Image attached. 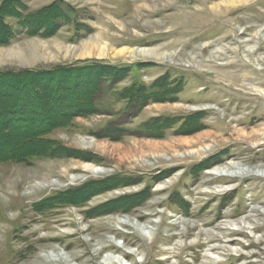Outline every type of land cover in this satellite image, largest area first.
Masks as SVG:
<instances>
[{"label": "rangeland", "instance_id": "374dc122", "mask_svg": "<svg viewBox=\"0 0 264 264\" xmlns=\"http://www.w3.org/2000/svg\"><path fill=\"white\" fill-rule=\"evenodd\" d=\"M19 1L67 16L0 44V70L101 62L128 76L47 135L63 157L0 161V264H264V0ZM140 87L158 94L138 101ZM188 117L199 129L179 132ZM157 118L178 122L141 135ZM112 177L126 183L40 209Z\"/></svg>", "mask_w": 264, "mask_h": 264}, {"label": "trees", "instance_id": "16d2710c", "mask_svg": "<svg viewBox=\"0 0 264 264\" xmlns=\"http://www.w3.org/2000/svg\"><path fill=\"white\" fill-rule=\"evenodd\" d=\"M64 16H67L66 12L56 5L28 12L19 0H0V44L9 43L19 36L46 35L56 31ZM12 18L17 20L16 26L7 22ZM126 76V68L101 62H78L52 69L0 70V161L26 163L36 157H63L57 153L59 147L56 142L47 139V135L74 117L97 113L96 103L103 98L106 88L119 84ZM165 79L156 82L158 88L164 89L168 85V82H162ZM138 90L142 93V96L136 93L138 101L140 97L148 100L150 95L158 94L149 93L143 87ZM126 93L131 94L133 90L127 89ZM191 117L186 118V124L181 126L179 132L188 128L199 129L200 122L190 124ZM177 122L178 119L157 118L140 134L146 131L150 137L157 136ZM9 141L13 142L11 148L7 149ZM125 181L112 177L101 182H91L86 190L74 189L55 198H48L40 203V209L80 204L92 194L124 185ZM143 201L144 196L141 195L137 200L105 204L92 209L90 213L94 217L115 211L127 212L131 206Z\"/></svg>", "mask_w": 264, "mask_h": 264}, {"label": "bare ground", "instance_id": "6f19581e", "mask_svg": "<svg viewBox=\"0 0 264 264\" xmlns=\"http://www.w3.org/2000/svg\"><path fill=\"white\" fill-rule=\"evenodd\" d=\"M142 52V51H141ZM145 54V53H144Z\"/></svg>", "mask_w": 264, "mask_h": 264}]
</instances>
